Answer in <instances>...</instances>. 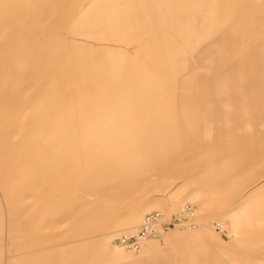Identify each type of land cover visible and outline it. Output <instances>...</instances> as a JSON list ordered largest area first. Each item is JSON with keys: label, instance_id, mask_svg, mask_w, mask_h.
Here are the masks:
<instances>
[{"label": "rangeland", "instance_id": "1", "mask_svg": "<svg viewBox=\"0 0 264 264\" xmlns=\"http://www.w3.org/2000/svg\"><path fill=\"white\" fill-rule=\"evenodd\" d=\"M206 2L0 0V41L21 76L0 111L6 264H147L189 249L264 264V154L246 142L229 155L197 120L206 50L225 39ZM155 212L154 237L119 243Z\"/></svg>", "mask_w": 264, "mask_h": 264}, {"label": "crops", "instance_id": "2", "mask_svg": "<svg viewBox=\"0 0 264 264\" xmlns=\"http://www.w3.org/2000/svg\"><path fill=\"white\" fill-rule=\"evenodd\" d=\"M206 11L208 17L222 18L223 28L218 30L223 32L225 39L221 44H214L206 50V102L199 105L197 120L201 127L207 128L211 143L218 149L228 150L229 155L243 150L246 142L254 143L264 154V122L259 121L264 120V0H209L206 2ZM249 37L254 39L252 44L247 43ZM5 48V41H0V111L5 108L7 81L21 80V76L10 67L19 56H10L7 61ZM225 49H228V53H225ZM223 65H228L227 70L213 77L214 70L218 71ZM254 85L261 89L263 101L258 95L252 94ZM233 88L244 94L242 103H235L228 95ZM249 91L250 96L246 95ZM5 127V121L0 119V140H3L0 145L6 143ZM10 144L15 145L16 142ZM4 151L0 146V182L4 181L6 172L3 167L6 159ZM224 157L221 156V160ZM0 187L6 185L0 183ZM4 198L5 194L3 197L0 191V233L3 227H9L13 222L7 219L5 206H2ZM2 251L0 239V264H6L9 257L4 256ZM189 251L174 259H154L160 253L155 250L148 255L147 264H213L208 253Z\"/></svg>", "mask_w": 264, "mask_h": 264}, {"label": "built area", "instance_id": "3", "mask_svg": "<svg viewBox=\"0 0 264 264\" xmlns=\"http://www.w3.org/2000/svg\"><path fill=\"white\" fill-rule=\"evenodd\" d=\"M161 215L159 213H148L134 233H126L120 236L119 243L125 248L137 250L144 240L154 237L157 225L161 224ZM167 224V223H166Z\"/></svg>", "mask_w": 264, "mask_h": 264}, {"label": "bare ground", "instance_id": "4", "mask_svg": "<svg viewBox=\"0 0 264 264\" xmlns=\"http://www.w3.org/2000/svg\"><path fill=\"white\" fill-rule=\"evenodd\" d=\"M18 45V44H17ZM207 68V67H206ZM222 125V124H221ZM223 127V126H222ZM221 132V131H220ZM142 220V219H141ZM118 239V238H117ZM144 242V241H143ZM144 244H145V242H144Z\"/></svg>", "mask_w": 264, "mask_h": 264}]
</instances>
